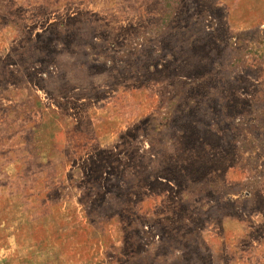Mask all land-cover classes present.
Listing matches in <instances>:
<instances>
[{
    "label": "rangeland",
    "instance_id": "1",
    "mask_svg": "<svg viewBox=\"0 0 264 264\" xmlns=\"http://www.w3.org/2000/svg\"><path fill=\"white\" fill-rule=\"evenodd\" d=\"M0 264H264V0H0Z\"/></svg>",
    "mask_w": 264,
    "mask_h": 264
}]
</instances>
